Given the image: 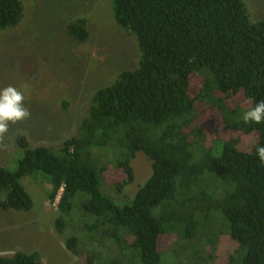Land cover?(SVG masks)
<instances>
[{"label": "trees", "instance_id": "obj_1", "mask_svg": "<svg viewBox=\"0 0 264 264\" xmlns=\"http://www.w3.org/2000/svg\"><path fill=\"white\" fill-rule=\"evenodd\" d=\"M111 1L117 26L138 41V66L95 90L58 152L18 138L16 168L0 165V209L29 211L21 179L39 172L50 179L48 199L59 194L55 228L72 227L65 245L80 260L71 264H166L159 239L168 235L173 264H264V164L255 153L264 123L241 119L264 101V19L252 22L243 0ZM22 11L21 0H0V29ZM67 33L85 40L84 18ZM111 148L125 177L111 186L117 194L134 179L137 152L151 161L132 198L104 190L115 174L99 155ZM216 216L219 231L209 225ZM0 264L41 263L37 251H16Z\"/></svg>", "mask_w": 264, "mask_h": 264}, {"label": "rangeland", "instance_id": "obj_2", "mask_svg": "<svg viewBox=\"0 0 264 264\" xmlns=\"http://www.w3.org/2000/svg\"><path fill=\"white\" fill-rule=\"evenodd\" d=\"M243 1L252 22L264 19V0ZM21 3L19 22L0 29V88L14 85L24 91L31 112L29 119L10 124L0 147V165L11 170L22 155L18 146L20 136L25 137L29 147L51 146L58 152L63 140L77 134L95 90L114 82L121 71L137 67L140 56L135 36L117 26L111 0ZM79 17L84 18L88 30L83 41L67 33V25ZM113 152L112 148L104 149L99 155V161L108 168L106 172L115 174L111 179L107 176L104 190L118 200L123 196L132 198L151 174V161L143 152H137L131 160L134 179L117 194L111 186L125 177L112 164ZM21 183L33 205L29 211L0 209V255L37 251L41 264L79 262L80 257L65 245L72 227H65L61 233L55 228L59 194L53 201L48 199L49 177L38 172L24 176ZM221 221L216 216L214 223H209L212 230L219 231ZM77 234L81 237L82 233ZM159 240L164 262L173 264L172 253L168 252L176 237L161 236ZM212 248L216 257L224 255V244L217 241ZM182 259L180 256L176 264Z\"/></svg>", "mask_w": 264, "mask_h": 264}, {"label": "clouds", "instance_id": "obj_3", "mask_svg": "<svg viewBox=\"0 0 264 264\" xmlns=\"http://www.w3.org/2000/svg\"><path fill=\"white\" fill-rule=\"evenodd\" d=\"M24 91L14 85L0 88V147L9 132L10 124L27 120L31 116L26 106ZM241 119L244 123H264V101L257 102L253 107L243 112ZM255 153L261 164H264V145L257 144Z\"/></svg>", "mask_w": 264, "mask_h": 264}]
</instances>
